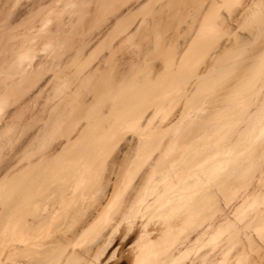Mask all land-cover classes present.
I'll use <instances>...</instances> for the list:
<instances>
[{
  "label": "bare ground",
  "instance_id": "bare-ground-1",
  "mask_svg": "<svg viewBox=\"0 0 264 264\" xmlns=\"http://www.w3.org/2000/svg\"><path fill=\"white\" fill-rule=\"evenodd\" d=\"M176 1L0 0V264H252L264 45L232 26L263 0H185L165 39Z\"/></svg>",
  "mask_w": 264,
  "mask_h": 264
},
{
  "label": "rangeland",
  "instance_id": "rangeland-1",
  "mask_svg": "<svg viewBox=\"0 0 264 264\" xmlns=\"http://www.w3.org/2000/svg\"><path fill=\"white\" fill-rule=\"evenodd\" d=\"M1 1H5V0H1ZM27 1H30V0H20V3H25V2H27ZM178 1H180V0H178ZM178 1H176V2H177V5L175 4V5L177 6V8H175L176 6L174 7L176 11H175L174 9H172V10L174 11V12H172V10L170 11V8L168 7L169 10H167V8L164 9V11H165L166 14L163 13L164 16H163V14L161 15V17L164 18V22H165V26H166V27H165V33H164V36H163V37H165V35H166L165 39H168V38L171 36L170 34H173V33H174V31H172V28L175 27V24H177V22H178V23H181V22L184 21V22H183L184 24H183V23H181V24L185 26V20H183L184 18L181 19V18H182V17H181L182 15L186 18V20L189 18V17H188V14L185 12L184 9L181 8V9H182V10H181V9L178 8V6L181 7V5H182V6H186L187 1H186V3H185V0H182V1H180V2H178ZM183 1H184V2H183ZM260 1L262 2V0H260ZM179 3H183V4H180V5H179ZM263 3H264V0H263ZM263 3H262V5H264ZM187 4H188V3H187ZM156 5H157V3H156L154 6H156ZM158 6L160 7V4H158ZM229 6H230V5H229ZM152 7H153V6H152ZM156 7H157V6H156ZM157 8H158V7H157ZM172 8H173V7H172ZM227 8H228V7H227ZM227 8H223V9H224V10H223V13L226 12L225 9L227 10ZM151 9H152V8H151ZM151 9H150V11L152 12V10H154V9H156V8L153 7V9H152V10H151ZM232 9H233V8H232ZM232 9H231V8H228L229 11H227V12L232 13V12H230ZM169 11H170V12H169ZM151 12H150V13H151ZM154 12H155V11H154ZM167 12H168V13H167ZM182 12H183V14H182ZM137 13H138V12H137ZM143 13H144V12H143ZM148 13H149V11L147 12V14H148ZM177 13H178V15H177ZM172 14H173V15H172ZM184 14H186V15H184ZM227 14H228V13H227ZM227 14L225 13V15H227ZM171 15H172V16H171ZM174 15H175V16H174ZM190 15H191V14H190ZM190 15H189V16H190ZM193 15L195 16L196 14L194 13ZM193 15H192L191 17H193ZM229 15H232V14H229ZM249 15H250V14H249ZM249 15L246 16L247 19H248V18H249V19L251 18L250 20H247V23L250 21L247 25H245V24H246V21H245V20H242V22L245 21V22H243L245 28L242 26V27H243V29H242L241 25H243V24L239 25V27H241L240 29H239V27H235V28H234V26H236V24L233 23L232 29H234V32H235V30H236V33H239L238 35H239V36H243L244 38H246V40H247V38L251 40L250 36L253 38L255 35H258V36H256L257 38H256V37L253 38L255 41H252V40H251V42H250V40H247V41H249V43H250V44L248 45V49H250V51H253L254 48H255V49L257 48V46L255 47L256 44L258 45L259 49L261 48V47L259 46V44H260V45H264V44H263V41H261V40L263 39V38H262L263 36H261V38L259 37V36H260V31L257 30V31H258V34H254L255 32H257V31L255 30V29H257L256 26L259 27V25H260V24H259V25H256V24H258V22L260 23V22L262 21V19H264V18L260 17V18H261V19H260V18H258L259 16H257V18H258V19H257L256 16H255V18H256V19H255L254 16L252 17V15H250L251 17H249ZM139 16H140V15H139ZM169 16H170V19H169ZM186 16H187L188 18H187ZM144 17H145V19H147V17H148V18L150 17V14L147 15V16H145V14H144ZM144 17H143L142 14H141V16H140L139 18L142 19V18H144ZM166 17H167V18H166ZM171 17H172V18H171ZM178 17H180V18H178ZM139 18H138V19H139ZM163 18H162V20H163ZM176 18L178 19V21H177ZM253 19H254V20H257L258 22L255 24L254 22H256V21H253V23H254V24H253V23H252V20H253ZM139 20H140V19H139ZM142 20H144V19H142ZM181 20H182V21H181ZM194 20H196V22H197L198 19L196 18V19H194ZM166 21H167V22H166ZM179 21H181V22H179ZM144 22H145V21H144ZM146 22H147V21H146ZM146 22H145V24H146ZM239 22H240V21H239ZM242 22H241V23H242ZM172 23H173V24H172ZM194 23H195V21H194ZM250 23H251V25H250ZM234 24H235V25H234ZM252 24H253V25H252ZM169 25H170V28H169ZM171 25H172V26H171ZM196 25H197V24H196ZM254 25H256V26H254ZM146 26H147V25H146ZM237 26H238V25H237ZM250 26H251V27H250ZM166 28H167V29H166ZM253 28H254V29H253ZM168 29H170L171 31L168 30ZM190 29H191V28H190ZM237 29H238V30H237ZM252 29H253V30H252ZM258 29H259V28H258ZM241 30H242V31H241ZM134 31H135V30H134ZM166 31H167V32H166ZM238 31H239V32H238ZM172 32H173V33H172ZM248 32H250V33H248ZM151 33H152V32H151ZM167 33H168V34H167ZM190 33L193 34V32H191V30H190ZM137 34L140 35L141 33H137ZM137 34H136V40H138V35H137ZM197 34H198L197 36H196V34H195V35H194L195 37H194V36H193V37H194V38L199 37V38H196V39H200V38H202L200 32L197 33ZM242 34H243V35H242ZM253 34H254V36H252ZM153 35H154V34H152V38L148 39V40L151 42V45H150V42H148V40H147V41L145 40L146 43H149L150 46H149V45L145 46L144 41H141L142 44H140V42H139V40H138V43H139V44L141 45V47L143 48V49H141V50H142L141 52H143L144 49H145V47H146L145 52H143V54L141 53L142 55H144V57L142 56V60H141L142 62H141V65H142V66L145 65L146 67H147L148 65H151L152 67H153V66H154V67L156 66L155 68L158 69V67L160 66V59H159L160 56H158V55L155 56V54H158V52H157V51L154 49V47H153V46H155V44H154V43H155V42H154L155 39H154V36H153ZM236 35H237V34H236ZM238 35H237V37H238ZM248 35H249V36H248ZM246 36H247V37H246ZM225 37H226V36H223L224 39H223V38H219L218 41H217V43L215 42V43L210 44V45H209V48H211L210 51L208 50L209 48H208V46H207L208 49L205 51L207 54H205V52H204V48H205V47H204L203 49H201V50H200V48H202V47H199V48H195L197 51H194V52H193V50H195V49L191 50V52H192V56H196V55L198 54V57L200 56L199 59H201V61L204 60L205 65H204V64H203V65L206 67V65H207V61H206L207 59H206V58H207V57H204V56L206 55V56H208V58H209V54H211V51H212V50L214 51V49H212V47H213V46L216 47V45H214V44H217V47H219V46L221 45L222 41L225 40ZM258 37H259V39H258ZM226 38H227V37H226ZM238 38H239V37H238ZM255 38H256V39H255ZM153 39H154V40H153ZM222 39H223V40H222ZM257 39H258V40H257ZM156 40L158 41V39H156ZM156 40H155V41H156ZM218 42H220V43H218ZM260 42H261V43H260ZM255 43H256V44H255ZM143 44H144L145 47L142 46ZM254 44H255V45H254ZM218 45H219V46H218ZM148 46H149V47H148ZM151 46H152V47H151ZM210 46H212V47H210ZM215 47H213V48H215ZM217 47H216L215 49H217ZM262 47H263V46H262ZM138 48H139V46H138ZM138 48H137V49H138ZM147 48H148V49H147ZM151 48H152V50H150ZM251 48H252V49H251ZM153 49H154V50H153ZM198 49H199V50H198ZM146 50H148V51H146ZM150 51H151V52H150ZM201 51H202V52H201ZM146 52H148V53H146ZM195 52H196V53H195ZM203 52H204V54H203V56H202L201 53H203ZM145 54H146L147 56H146ZM150 54H151V55H150ZM199 54H200V55H199ZM251 54H252V53H251ZM149 55H150V56H149ZM148 56L150 57V59L148 58ZM247 56H248V55H246V57H247ZM152 57H153V58H152ZM201 57H202V58H201ZM143 58H144V59L147 58V59H146V60H143ZM155 58H156V59H155ZM148 59H149V60H148ZM151 59H152V60H151ZM153 59H154V60H153ZM158 60H159V61H158ZM156 62H157V63H156ZM158 62H159V63H158ZM204 62H202V63H204ZM150 63H151V64H150ZM200 63H201V62H200ZM200 63H197V65L200 64ZM202 63H201V64H202ZM147 64H148V65H147ZM221 64H223V65H221ZM225 64H226V62H222V63L219 64V67L222 68ZM220 65H221V66H220ZM145 66H144V67H145ZM152 67H151V68H152ZM197 67H199L200 69H205V68L201 67L200 65L197 66ZM149 68H150V67H149ZM152 69H154V68H152ZM218 69H219V68H218ZM202 71H203V70H202ZM213 76H215V75H213ZM227 80H228V79H227L226 77H223V82L227 83V82H226ZM223 82H222V83H223ZM221 85H222V84H221ZM223 86H225V84H224ZM216 87H218V86H216ZM215 89H216V88H215ZM215 89H214V91H215ZM217 89H219V87H218ZM217 89H216V91L219 92V90H217ZM209 104H210V103L208 102V106H210ZM129 135L132 136V137H135V136H136V133L132 132L131 134L129 133ZM133 135H134V136H133ZM2 145H3V144H2ZM248 230H249V229H248ZM248 234H249V236H248ZM259 234H260V233H259ZM259 234L256 233V232H252V230H249V231H247V232L244 231L243 234H240V235H241V239H242V237H243V239L245 240V241H244V240L242 239L243 242H249V241H250V242L253 243V246H254V244H255V246H254L255 250H253L254 252H253L252 250H250L249 254L247 255V257H248V259H249V262L251 261L252 264H264V238L262 239L261 237H259ZM261 234L264 235V232L261 233ZM261 234H260V236H261ZM250 235H251V236H250ZM263 235H262V236H263ZM247 237H248V239H247ZM263 237H264V236H263ZM120 238H121V239H119L118 244H117L116 246H117L118 249H120V253H121L122 255H127V254H125V253L128 252V251H132V249H133V247H132L133 244H131L132 246H131V245L125 246V247H124L125 249L122 248V249H123V250H122L121 248H119V247H121V245H122V244H121V242H122V241H121V240H122V237H120ZM260 238H261V239H260ZM251 240H253V241H251ZM120 241H121V242H120ZM255 241H256V242H255ZM256 244H257V247H256ZM119 245H120V246H119ZM130 246H131L132 248H131ZM126 247H127V248H126ZM130 248H131V249H130ZM110 251H111V250H110ZM124 251H126V252H124ZM255 251H256V252H255ZM122 252H123L124 254H123ZM133 252H134V251H133ZM258 252H259V253H258ZM108 253H109V252H107V254H104V255H106V256L103 255V257L100 259L101 262H100V260H99V261H98V264H110V262H111L110 257L112 256L111 253H113V250L109 253V255H108ZM250 253H251V254H250ZM261 253H262L263 255H262ZM107 255H108V256H107ZM110 255H111V256H110ZM251 259H253V260H251ZM91 260H92V261H91L90 263L93 262V264H97V261H96L95 259H94L95 261H94L93 259H91ZM257 260H258L259 262H258ZM261 260H262V261H261ZM108 261H110V262H108ZM112 261H113V260H112ZM231 263H232V262H231ZM250 264H251V263H250Z\"/></svg>",
  "mask_w": 264,
  "mask_h": 264
}]
</instances>
